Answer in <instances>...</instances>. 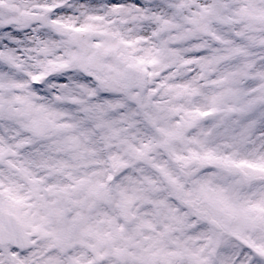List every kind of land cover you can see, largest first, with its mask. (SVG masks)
I'll return each mask as SVG.
<instances>
[{
  "label": "snow or ice",
  "instance_id": "6c2138e0",
  "mask_svg": "<svg viewBox=\"0 0 264 264\" xmlns=\"http://www.w3.org/2000/svg\"><path fill=\"white\" fill-rule=\"evenodd\" d=\"M0 264H264V0H0Z\"/></svg>",
  "mask_w": 264,
  "mask_h": 264
}]
</instances>
